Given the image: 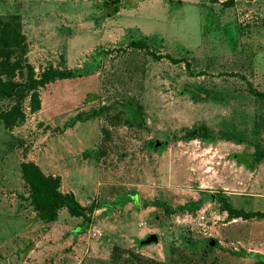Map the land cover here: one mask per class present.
Segmentation results:
<instances>
[{
  "label": "rangeland",
  "instance_id": "rangeland-1",
  "mask_svg": "<svg viewBox=\"0 0 264 264\" xmlns=\"http://www.w3.org/2000/svg\"><path fill=\"white\" fill-rule=\"evenodd\" d=\"M111 1L119 8L104 15L98 3ZM0 23L22 34L36 75L49 64L81 72L38 88L36 110L25 97L18 125L0 120V264L264 256V217L227 208L264 211V158L246 159L264 146V104L248 89L264 92V0H0ZM136 34L152 39L148 51L128 44ZM127 96L147 128L125 122ZM194 126L210 134L181 138ZM27 161L59 176L60 191L80 204L96 205L86 228L65 209L48 224L39 219L21 177ZM126 195L134 199L121 201ZM197 201V210L164 211ZM149 233L158 242L139 246Z\"/></svg>",
  "mask_w": 264,
  "mask_h": 264
},
{
  "label": "trees",
  "instance_id": "trees-1",
  "mask_svg": "<svg viewBox=\"0 0 264 264\" xmlns=\"http://www.w3.org/2000/svg\"><path fill=\"white\" fill-rule=\"evenodd\" d=\"M216 1V0H211ZM112 4V8L111 5ZM104 10V15L110 16L116 13L119 8L118 1L98 3ZM13 28V29H12ZM22 34L17 32L14 26L0 23V99L10 98L14 100L7 108L0 106V120L6 128H12L18 125L24 119L22 100L28 96L29 107L31 110L39 108L40 101L38 88L57 79L73 78L81 75V72L69 68H55L51 64L46 66L38 75L34 73L33 67L23 58L26 45L21 41ZM153 43L152 39L142 37L136 34L128 43L134 48L146 49ZM99 52L91 55L93 65L98 63ZM181 61H186L180 58ZM242 79L246 77L241 75ZM20 78L21 80H18ZM249 84V83H248ZM249 94L254 100L264 104V92L248 86ZM119 107L125 114V122L130 126H139L147 128L146 120L142 107L137 100L131 97H125V103ZM208 128L194 126L188 129L181 138L187 140L209 135ZM264 158V146L258 143L254 144V150L246 155L247 161L256 164ZM21 177L29 190V198L38 217L44 223L53 222L58 217L60 209H65L69 215L81 217L82 222L77 226L78 231H82L91 222L90 213L96 207L95 204L84 206L80 204L72 192H62L59 189L60 177L55 175H46L32 161L22 162ZM133 200L130 195L123 196L121 201ZM223 203H227L223 197H219ZM159 202L157 201L156 204ZM106 202L101 203V205ZM227 205V204H225ZM99 206V205H98ZM200 207V202H190L177 206L176 208L164 207V211L169 214L180 211H193ZM228 212L234 217L243 219L264 217V211H244L228 206ZM140 246V245H139ZM259 260L252 264H264V256L257 254Z\"/></svg>",
  "mask_w": 264,
  "mask_h": 264
},
{
  "label": "water",
  "instance_id": "water-1",
  "mask_svg": "<svg viewBox=\"0 0 264 264\" xmlns=\"http://www.w3.org/2000/svg\"><path fill=\"white\" fill-rule=\"evenodd\" d=\"M158 242V236L155 233L147 234L143 239L139 241L140 246H146ZM213 244V241H210Z\"/></svg>",
  "mask_w": 264,
  "mask_h": 264
},
{
  "label": "built area",
  "instance_id": "built-area-1",
  "mask_svg": "<svg viewBox=\"0 0 264 264\" xmlns=\"http://www.w3.org/2000/svg\"><path fill=\"white\" fill-rule=\"evenodd\" d=\"M201 218H203V216Z\"/></svg>",
  "mask_w": 264,
  "mask_h": 264
}]
</instances>
